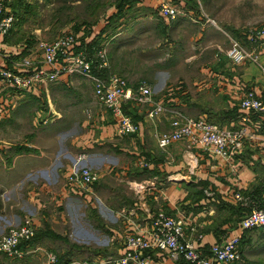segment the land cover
I'll return each mask as SVG.
<instances>
[{
    "label": "crops",
    "instance_id": "1",
    "mask_svg": "<svg viewBox=\"0 0 264 264\" xmlns=\"http://www.w3.org/2000/svg\"><path fill=\"white\" fill-rule=\"evenodd\" d=\"M3 1L14 19L15 14L25 11L26 3L31 2ZM163 1L177 6L180 13L173 19L161 16L158 9ZM207 1L114 0L104 18L99 17V21L90 28L84 25L71 28L79 43L106 44L110 71L118 75L124 74L130 78V69L126 65L131 64V61L127 58L124 68L116 64L117 57L122 58L121 53H126L125 49L139 47L138 75L151 88L153 101H122L123 110L139 125L138 132L134 134L118 135L115 132L116 117L96 101L92 82L81 74L66 75L26 90L3 87L0 81V138L4 136L1 126L8 116L7 112L16 111L19 114L14 121L21 120L24 115L37 116L38 111L32 110L34 98L40 100L41 104L45 101L40 113V116L46 115L45 118L52 114L57 117L60 115L54 107L58 100L56 96L60 93L72 112L94 104L88 114L90 128L82 135H74L70 131L66 148L54 150L49 145L53 143L51 140H46L48 145L41 147L33 140L31 130L19 134L26 138L25 141L20 140L16 153L21 175L7 180L2 171L5 163L0 161V232L7 231L14 225V220L19 222L23 215L38 218L41 213L39 192L34 190L27 195L16 196L14 200L17 204H12L9 202L11 198L5 194L7 184L22 190L20 184L27 175L37 185L60 184L59 168L64 167L66 172L69 164L80 155L83 156L81 164L95 166L101 170L102 176H107V171L113 169L111 173L117 175V169L119 175L125 176L126 184H146L147 188L132 194L125 191V195L115 190L109 191L106 207L113 220L105 227L108 234L106 239L76 247H60L56 253L67 261L83 258L94 260L123 254L125 236L147 228L158 211L182 217L184 237L205 253H208L213 242L239 232L240 218L251 208L264 204V117L240 106L242 97L250 89L264 99V57H259L258 62L249 59L240 63L232 62L227 55L229 42L223 29L226 21L223 20L221 24L219 17L209 16L204 11ZM261 26L264 27V24L245 26L243 37H238L240 40L237 41L246 49H258L260 52L261 45L253 48L246 33L249 28ZM11 34L10 31L0 35V66L14 69L17 61L30 55L39 65L41 56L32 49L27 50L21 41L16 42V37H11ZM228 37L230 40L235 39ZM116 39L118 42L115 43ZM164 43L167 49L179 50L167 57L178 54L186 63L182 70L175 68L173 76L170 74L169 78L159 67H147L154 65L151 59H147V54L155 53L157 58L164 57L158 51L159 45L164 47ZM130 52L128 50L131 55ZM163 68H171V65H164ZM87 85L90 87L89 98L83 97ZM131 86L135 87L133 83ZM21 104L27 106L18 107ZM155 104H160L162 110L150 117L148 112ZM176 116H203L224 128L243 125L251 135L243 139L228 159L215 156L199 146H192L184 139L174 140L166 148H160L156 143V134L169 130L170 120ZM70 120H73V116ZM2 150L3 146L0 145V152ZM43 189L42 186L39 191ZM236 192L245 196L247 201L242 203L236 200ZM99 216L105 218L101 213ZM33 221L36 226L39 225L37 220ZM41 230L35 231L37 238L34 241L20 246V256L10 257L0 253L4 257H0V264H43L45 252L52 250L47 249L50 247L48 236L56 237L58 232L52 228L47 231L48 234L41 233ZM252 231L246 230L242 234L243 255L256 256L255 250L259 248L255 247L263 241V238H255ZM45 235L46 240L43 239ZM147 253L155 264H186L183 258L170 256L167 250L151 248ZM36 254L43 256L39 263L34 262L32 257ZM245 261L242 258L240 264H245Z\"/></svg>",
    "mask_w": 264,
    "mask_h": 264
},
{
    "label": "built area",
    "instance_id": "2",
    "mask_svg": "<svg viewBox=\"0 0 264 264\" xmlns=\"http://www.w3.org/2000/svg\"><path fill=\"white\" fill-rule=\"evenodd\" d=\"M158 10L161 16L170 19L180 13L177 6L167 1H163ZM13 22L14 15L6 9L4 1L0 0V35L7 34ZM246 36L253 43V48L259 44L261 50L258 52V49H246L239 41L232 39L227 55L234 63L246 59L258 62L259 57H264V27L249 28ZM40 46L39 65L36 64L34 56L30 55L17 61V67L14 69L0 66V81L3 87L26 90L56 81L66 75L81 74L92 82L96 101L116 117L115 132L118 135L138 132V123L123 110L121 103L126 99L152 102L151 88L144 81L133 87L125 78L111 72L106 44H81L72 31H65L53 40L42 41ZM240 106L264 117V99L254 90L245 92ZM161 110L162 106L155 104L148 114L153 117ZM250 135L243 125L224 128L203 116H176L170 120L169 130L156 134V143L160 148H166L174 140L184 139L192 146H199L215 156L228 159L243 139ZM82 158V155L77 157L66 175L68 184L75 188H87L98 179L95 171L80 163ZM234 198L242 203L247 201L239 192L234 193ZM261 226H264V206H256L240 218L237 234L213 242L208 253H205L184 237L182 217L158 211L147 228L125 236V252L117 257L60 261L56 252L48 250L45 252L43 264H155L147 253L151 248L167 250L170 256L181 257L186 264H230L241 258L240 240L243 232ZM35 231L33 218L27 216L21 223L0 232V253L10 257L20 256V246L27 243Z\"/></svg>",
    "mask_w": 264,
    "mask_h": 264
},
{
    "label": "rangeland",
    "instance_id": "3",
    "mask_svg": "<svg viewBox=\"0 0 264 264\" xmlns=\"http://www.w3.org/2000/svg\"><path fill=\"white\" fill-rule=\"evenodd\" d=\"M29 1L31 2L26 3L27 8L25 11H19V13L15 14L16 20L11 30V37H16V42L21 41L22 44H25L27 50L30 51V49H32V51H35V54L40 55V43L42 41L47 42L53 40L63 32L71 31V28L75 29V25H78L77 27L84 25L87 29L90 28L91 25L99 21L97 20L99 17L104 18L109 6H111L114 0ZM204 11L208 13L209 16L219 17L221 19V24L223 20L226 21L223 25V29L226 30V41L229 42V44H227L228 47H230L232 40H230L228 36L238 40L240 37H243V29L245 26H249L250 24H264V0H208L204 6ZM231 23L239 24L233 25ZM116 42H118V39L115 40V43ZM166 45L167 44L164 43V47H162L161 44L158 49L164 57L157 58L155 53L147 54V59H151L154 63V65L151 64L147 67H159V70L165 71V76L169 78L170 74L173 76L172 72L175 71V68L182 70V68L186 66V63H184V58L182 56L180 57L178 54L177 56L167 57L173 55L174 51L178 52L179 50L177 48H173L172 50L169 48L167 49ZM111 46H113V43ZM23 50L26 52L25 49ZM125 50L126 53L125 51L121 53L122 58H120V56L117 57L116 64L125 68V61L127 58H130L131 64L126 66L130 69V78L132 79H130L128 75H119H122V77L127 80L128 84L131 85L133 83L134 86H138L139 83L137 82H142L144 80L138 75L140 69L138 55L139 47L135 46ZM128 50H131V55L128 54ZM164 65H171V68L165 69L163 68ZM85 90L86 92H83V97L89 98V85L85 86ZM70 93H72V91H70ZM57 97L58 100L54 103V107L60 112L58 117L56 114H52L51 117L48 116L49 118H45L46 115L40 116L42 112L41 109L45 107V101L41 104V101L36 98L32 101V110L34 112L36 110L38 111L35 118L24 115L21 120L14 121V118L18 117L19 114L16 111L7 112L8 116L3 120L1 126V129L4 130V136L0 138V145L3 146V150L0 152V161L5 163V168L2 169V171L5 173L7 180L15 179L22 173L21 168L17 166L20 164V161L18 159L17 162L16 159V153L19 151L17 147L20 144V140L25 141L24 139H26L19 136L22 132L31 130L33 132V140L41 147L48 145L45 143L46 140H51L53 143L49 145L54 150H57L67 147V136L70 131H72L74 135H82V133H86L90 128V117L88 114L91 112L92 108H94V104L88 105L86 108H82V105H80L82 108L81 110L72 112L65 97L61 93L57 95L56 98ZM25 106L27 105L21 104V106L18 107L23 108ZM22 115L23 114H21V116ZM71 116H73V120H70ZM87 120L88 123H86ZM64 135H66L65 139ZM33 140H30V142L34 143ZM30 142H28V144ZM95 162L98 161L95 159ZM89 167L98 174V179L87 188H75L68 184L66 175L71 168V164H69L66 172L64 167L63 169L62 167L59 168L60 175L58 181L60 184L37 185L33 183V180H29L28 175L25 176V181H22L20 184L22 190H19L15 185L12 187L7 184L5 186V194L11 198L9 202H12V204H17V201L14 200L16 196L21 197L34 190L39 192V201L41 200V213L38 218L31 217L32 215H23L20 217L19 222L14 220V225L21 223L25 217L30 216L39 223V225L36 226V231L37 229H42L41 233L48 234L47 231L51 230V228L54 229L58 234L56 237L48 236L49 238L47 241H49L50 247H47V249H52L55 252H58L60 247L68 248L69 245L76 247L85 243L93 244L101 242L106 239V235L108 234L105 227L108 226L107 224H111L110 220H113V217L109 214V208L107 209L106 207L108 204L107 198L109 191L115 190L125 195V191L132 194L134 192H142L147 187L146 184H143V186L131 183L126 184L125 176L119 175L120 172L117 169H115V174L117 175H113L114 172L111 173L113 169L107 171V176H102L100 169H96L95 166L92 165ZM51 177L53 176L51 175ZM42 180L46 182L45 179ZM42 186L45 190L43 189V191L40 192L39 188ZM63 190L64 193L62 192ZM20 203L23 204V202ZM98 213L103 214L105 218L99 216ZM252 232L255 238H258L262 234L264 235V226L253 229ZM43 239L46 240V235L43 236ZM259 246L260 245H257L255 248H259ZM1 256L4 259L2 254H0V257ZM32 257L34 262L38 263L41 257L43 258L41 254H36ZM242 258L250 262L260 261L261 264H264V253L256 256L244 254L240 260H242ZM236 263L240 264V261Z\"/></svg>",
    "mask_w": 264,
    "mask_h": 264
},
{
    "label": "trees",
    "instance_id": "4",
    "mask_svg": "<svg viewBox=\"0 0 264 264\" xmlns=\"http://www.w3.org/2000/svg\"><path fill=\"white\" fill-rule=\"evenodd\" d=\"M14 25H15V19H14V22H13V25H12V27H11V29L9 30V32L13 29V27H14ZM8 32V33H9ZM7 33V34H8ZM6 35V34H5ZM81 44H82V42H81ZM90 45H92L91 43L90 44H88V46H90ZM260 206H264V204H260ZM261 227H263V226H261ZM261 227H259V228H261ZM255 229H257V228H255ZM36 233L37 232H35V234H34V236L31 238V239H29L28 240V242L27 243H29V242H32V241H34L35 239H36ZM264 237V235L262 234V235H260L259 236V238H263ZM242 237H241V240H240V250H241V257H243V250H242V247H243V243H242ZM258 245H260L259 246V249H256L255 250V253L258 255L259 253H264V239H263V241H260L259 243H258ZM59 256V255H58ZM59 259H60V261H67V259H63V257L60 255L59 256ZM240 261V260H239ZM253 263H255V264H261L260 263V261L258 262V261H256V262H250L249 260H246L245 261V264H253Z\"/></svg>",
    "mask_w": 264,
    "mask_h": 264
}]
</instances>
